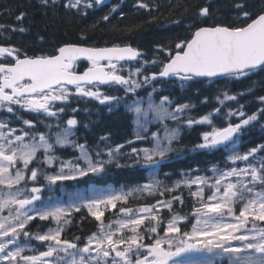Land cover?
Segmentation results:
<instances>
[{
  "label": "snow or ice",
  "instance_id": "obj_1",
  "mask_svg": "<svg viewBox=\"0 0 264 264\" xmlns=\"http://www.w3.org/2000/svg\"><path fill=\"white\" fill-rule=\"evenodd\" d=\"M39 2L44 8L56 9L59 4L86 17L88 9L102 5L104 0ZM139 7L147 5L140 3ZM212 8L211 3L199 7L197 17L212 19L211 25L193 23L189 26L190 30L194 28L190 37L180 39L174 49L157 46L167 57L160 62L159 72L148 75H142L143 66L134 70L129 67L128 74H123L126 65L139 62L143 56L130 45L97 47L64 42L51 52L31 56L15 46H0V112L17 120L22 119L21 111L57 118L74 98H90L105 106L123 102L136 127L133 140L113 147L108 143L110 138L103 136L93 149L87 143L71 139L78 124L75 118H69L66 126L59 120L55 124L46 123L44 132L32 120H23L26 128H15L11 127V120L0 119V264H264V226L257 223H264V157L257 159L264 153V143L243 154L239 151L248 128L254 124L264 128L261 122L264 107L251 115L243 112V105L238 110L230 109L227 116H238L239 122L229 120L221 127L215 123L220 107L193 117L190 113L195 106L191 103H177L167 95L160 96L157 102L155 95L159 90L155 87L147 97L137 94V89L158 79H175L183 87L196 78L238 80L264 73V0L255 9L248 0H231V11L236 17L230 21L215 20ZM5 12L15 14L11 8H5L0 10V15ZM26 15L25 11H19L15 19L22 21ZM103 20L108 21L109 15ZM7 28L0 24V29ZM12 30L16 31L14 27ZM81 61L88 65L83 72L77 70ZM156 62L144 61V64ZM113 86L122 88L125 97L102 90ZM129 96L134 97L130 102L126 99ZM217 99L222 107L225 101L236 100V96L225 92L223 99ZM259 100L264 104V96ZM168 121L176 126L169 127ZM153 122L160 128L149 136ZM194 125L206 126L208 130L201 133V142L193 151L212 153L224 149L233 166L223 170L214 166L211 177L185 173L182 175L187 179L176 182L175 188L183 184L191 189L196 185V190L190 192L198 204L193 206L191 230L183 231L181 227L188 217L173 215L165 224L160 215L162 208L171 211L177 200L183 204L179 196L144 204L138 209L121 206L119 213L124 218L105 225L104 211L117 208L119 202L127 203L130 196L137 193L163 196L173 191L156 173L169 154L176 151L172 145L179 140L182 129ZM137 142L150 146L136 147ZM57 145L72 147L79 156L58 161L52 154ZM126 147L130 151L125 152ZM41 150L43 163L51 167L58 161V171L49 174L30 167ZM239 162L244 166H236ZM111 166L147 170L148 180L132 187L122 185L119 189L92 186L84 191L76 190L68 194L67 201L51 196L43 199L42 193L53 192L58 182L90 176L104 179ZM41 174L44 184L39 183ZM30 182L33 186L28 187ZM206 191L211 194L206 196ZM82 208H87L99 224L98 230L81 246L80 237L64 238V231L72 213ZM36 219L52 221L55 226L32 233L28 228ZM112 223L118 227L113 229ZM125 230L130 234H125ZM21 236L25 240L23 244ZM32 239L41 242L46 250L37 251L30 244Z\"/></svg>",
  "mask_w": 264,
  "mask_h": 264
},
{
  "label": "trees",
  "instance_id": "obj_2",
  "mask_svg": "<svg viewBox=\"0 0 264 264\" xmlns=\"http://www.w3.org/2000/svg\"><path fill=\"white\" fill-rule=\"evenodd\" d=\"M248 2L253 6V9L260 6V0H248ZM140 3L146 4L147 7H139ZM208 3L213 5L212 12L215 20L227 19L230 21L235 19L236 14L231 11V0H107L102 5L88 9L86 17L77 15L74 10L64 9L59 4L56 9L44 8L40 5L39 0H0V10L11 8L15 13L10 15L5 12L0 15V24L8 26L7 30L0 29V46H15L20 48L22 53L27 52L31 56L39 55L42 52H51L64 42L97 47L130 45L139 49L143 54L142 59L132 65V69L143 66L142 75H148L151 72H158L161 67L160 62L167 57L166 52L158 50V45L174 49L176 42L186 36L190 37L194 28L190 30L189 26L193 23L199 26H208L213 23L212 19L197 18L199 7ZM19 11H25L27 15L18 22L15 15ZM105 15H109L108 21L103 20ZM194 18L197 19L194 20ZM13 27L16 31L12 30ZM20 28H24L25 31L20 32ZM153 60L157 62L144 64V61L151 62ZM153 87L159 90L155 95L157 102H159L160 96L167 95L177 103L187 102L194 105L195 107L190 113L193 117L202 116L220 107L221 112L215 118V123L221 127L226 126L229 120L232 123L239 122L238 116H227L230 109L238 110L243 105V112L246 115H251L257 109L264 107V104H261L259 100V97L264 96V73L238 80L202 81L194 79L185 83L183 87L177 80L168 79L149 86H142L137 91L138 96L147 97ZM103 91L110 95L125 97L124 91L118 86L104 87ZM225 92L228 95H235L236 100L225 101L221 107L217 98L223 99ZM240 93L245 94L240 95ZM205 98H207L206 103L204 102ZM109 107H111V111H109ZM73 109H77V111L73 112ZM63 113L64 117L60 119V124L64 125L63 123L68 118H75L78 121L74 134L75 140L81 144L87 143L93 149L103 136L110 138L108 143L113 147L115 144H124L135 137L132 115L126 112L123 102L119 105L105 106L94 99L74 98L69 105H65ZM20 115L22 116L20 120L8 113L6 116H0V119L11 120V127L24 128H26L23 125L24 119L35 121L33 115L29 113L21 111ZM261 122L264 123V120ZM46 123L52 122L47 118L41 119L38 122V125L41 126L38 127V130H46ZM167 123L169 127L176 126L173 121ZM158 128H160L159 124L152 126L148 135L150 136L151 132L157 131ZM205 130L208 128L202 125L182 129L179 140L174 141L172 145L176 151L169 154L168 159L156 173L164 185L173 188L172 192H165L163 196L159 193L154 195L137 193L130 196L127 203L119 202L117 208L110 211L112 215L105 210L102 219L105 221L107 218L119 215L121 206L138 209L144 204H155L157 200H171L174 196H179L183 200V204L177 200L171 211L167 207L162 208L160 215L165 224L173 215L188 217L181 227L183 231H190L192 222H194L193 206H198L190 192L196 190V185H192L191 189L183 184L180 188H175L176 182L187 179V176L182 175L185 173H190L192 176L211 177L213 174L210 170L214 166L221 170L233 166L227 159L228 153L224 149L212 153L193 151L194 146L201 142V133ZM262 143H264V128H261L259 124H254L246 130V134L240 141L239 151L243 154ZM99 146L104 147L103 144ZM134 146L146 147L150 144L137 142ZM124 151H130V147H126ZM53 152L63 158H69L74 153L68 149H54ZM260 157H264V153H260L257 159ZM236 166L243 167L244 164L239 162ZM195 169H199V171H193ZM148 176V171L144 169H118L111 166L104 179L90 176L83 181L84 184L79 181L65 182V187L68 189L87 187V185L132 187L146 183ZM212 182L214 183V180ZM210 194V191H206V196ZM70 220L71 222L65 226L64 238L71 240L74 237H80L81 245L88 236L98 229L99 222L83 208L79 212L74 211ZM257 223L264 226L262 222ZM50 226V221L34 220L28 231L43 232ZM159 231L163 235V228Z\"/></svg>",
  "mask_w": 264,
  "mask_h": 264
},
{
  "label": "rangeland",
  "instance_id": "obj_3",
  "mask_svg": "<svg viewBox=\"0 0 264 264\" xmlns=\"http://www.w3.org/2000/svg\"><path fill=\"white\" fill-rule=\"evenodd\" d=\"M127 69H128V67H127V65L125 66V71H124V75H127L128 74V72H127ZM138 90V89H137ZM131 99H133V97L132 96H129ZM129 101V100H128ZM130 102V101H129ZM145 107H146V105H145ZM156 124H158V123H155V122H153L151 125H150V127H149V130H150V128L152 127V126H155ZM135 131H136V127H135V125H134V133H135ZM58 149H62V148H66V147H60V146H56ZM70 149L72 148V147H69ZM73 149V148H72ZM74 150V149H73ZM75 152H76V156L75 157H77V156H79V152L78 151H76V150H74ZM37 157H39V158H37L36 159V161H34L31 165H30V167H38V168H40L41 170H42V173H54V172H56V171H58L59 170V160H72V159H74V158H68V159H61V158H58V161H57V163L56 164H54L53 166H48L47 164H45V163H43V158H44V153H43V151L41 150V151H39L38 153H37ZM29 175H30V172H29ZM64 182H66V181H64ZM68 182H73V181H68ZM39 183L40 184H44L45 183V181H44V176H43V174H41V176H40V181H39ZM31 186H33L32 184H31V182L29 183V185H28V187H31ZM58 188H57V191L58 192H60V195H57V194H54L53 192H48L47 190H45L43 193H42V196H43V199L44 200H48V198L51 196V197H54V198H60L61 200H63V201H67V199H68V194L69 193H72V192H65L64 193V188L61 186V182H58V184L56 185ZM56 186H55V190L54 191H56ZM76 189H78V188H76ZM116 189H119V188H116ZM206 199V198H205ZM85 209H87V208H85ZM110 210H112V209H109L108 211H109V214H111L110 213ZM88 211V210H87ZM112 215V214H111ZM124 217L121 215V214H119V215H115V216H112L111 218H107V220H105L103 223L105 224V225H108L110 222H114V221H116V220H118V219H123ZM52 222V221H51ZM53 223V222H52ZM55 226V225H54ZM118 227V225L117 224H115V223H112V228L113 229H115V228H117ZM45 231H47V230H45ZM44 231V232H45ZM125 234H130V233H128L127 232V230H125ZM22 238H20V242H21V244H23V243H25V240H24V237L23 236H21ZM32 242V243H31ZM34 242V243H33ZM84 242V241H83ZM83 242H82V245H83ZM30 244L32 245V246H35L36 248H37V251H44V250H46V248L41 244V242H39V241H37V240H35V239H32L31 241H30ZM81 245V246H82ZM25 254H29V255H31V254H36V253H32V252H26Z\"/></svg>",
  "mask_w": 264,
  "mask_h": 264
},
{
  "label": "water",
  "instance_id": "obj_4",
  "mask_svg": "<svg viewBox=\"0 0 264 264\" xmlns=\"http://www.w3.org/2000/svg\"><path fill=\"white\" fill-rule=\"evenodd\" d=\"M196 79H207V78H196ZM158 80H161V79H158Z\"/></svg>",
  "mask_w": 264,
  "mask_h": 264
},
{
  "label": "flooded vegetation",
  "instance_id": "obj_5",
  "mask_svg": "<svg viewBox=\"0 0 264 264\" xmlns=\"http://www.w3.org/2000/svg\"><path fill=\"white\" fill-rule=\"evenodd\" d=\"M38 117V116H37ZM40 117H42V116H40Z\"/></svg>",
  "mask_w": 264,
  "mask_h": 264
}]
</instances>
